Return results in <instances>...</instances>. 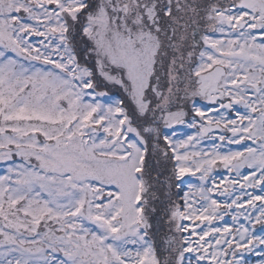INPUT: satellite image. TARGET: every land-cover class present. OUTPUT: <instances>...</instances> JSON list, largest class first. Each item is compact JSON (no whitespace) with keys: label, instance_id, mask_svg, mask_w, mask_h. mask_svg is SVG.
Here are the masks:
<instances>
[{"label":"snow or ice","instance_id":"obj_1","mask_svg":"<svg viewBox=\"0 0 264 264\" xmlns=\"http://www.w3.org/2000/svg\"><path fill=\"white\" fill-rule=\"evenodd\" d=\"M0 161V264L264 257V0H0Z\"/></svg>","mask_w":264,"mask_h":264},{"label":"rangeland","instance_id":"obj_2","mask_svg":"<svg viewBox=\"0 0 264 264\" xmlns=\"http://www.w3.org/2000/svg\"><path fill=\"white\" fill-rule=\"evenodd\" d=\"M30 39H31V42L35 44V43H37L38 39H40V38L31 37ZM9 55H13V54L9 53ZM25 64H27V62ZM36 66L39 67L40 65L37 64ZM121 95H122V93L120 91H118L116 89H113L111 91V93H110V97L111 98H108V97L102 98L101 102H103V103H111L113 99H118V98L121 97ZM196 106L207 110L209 112V115H213V116H217L218 115V113L211 112V108L218 107V105H209L206 101L204 102V100H201L200 98H196ZM190 108H191V105H189V109ZM221 111H224V110H221ZM240 111H243V108H241ZM227 114L232 116V117H235V113L234 112H229ZM191 118L192 117H191V113H190L189 116L186 118V120L190 121ZM197 119H199V118H197ZM164 131L168 135L173 136L174 139H186L188 136L195 134L197 129L189 127L188 124L185 123V124H182V125H175L171 129H164ZM213 135H219V131L217 130L216 132L213 133ZM213 142H214L213 140L206 138L203 141H201V143L197 147L201 148V149L208 150V149H210L212 147ZM216 142H218V141H216ZM243 148H244V144L241 143V144L225 145L223 150L226 151V150L230 149L232 151H240V150H243ZM16 163H20V161H17ZM7 168H8V166H1L0 167V175L6 174ZM248 171L249 170H247V169H242V173L243 174H248ZM198 175L199 174H197V176ZM231 175L234 176L235 173H232ZM213 176H214V178L217 181H219L221 179V177L229 176V173L223 167H219V168L214 170ZM199 183H200V181L198 180L197 177H193V176L186 177L185 178V182L182 185V189L180 191V195L182 196L183 192L188 190V185L189 184L199 185ZM173 191H176V190L174 189ZM248 191H253V190L252 189H248ZM255 191H256L257 194H260L259 189H256ZM215 198H217L219 200H223L224 199V197H219V196H217ZM177 199H179V197H177ZM241 222H244V221L241 220ZM225 225L233 226V221H232L231 215H225L223 220H220V221L217 222V226L223 227ZM260 234H262V233L260 232L259 227H258L257 235H260ZM257 251H264V249H257ZM261 259H264V257L256 255L255 253H246V254H244L245 264H260Z\"/></svg>","mask_w":264,"mask_h":264},{"label":"trees","instance_id":"obj_3","mask_svg":"<svg viewBox=\"0 0 264 264\" xmlns=\"http://www.w3.org/2000/svg\"><path fill=\"white\" fill-rule=\"evenodd\" d=\"M26 63V62H25ZM17 161H20V159L17 157V158H15V162H17ZM9 163L10 162H7V161H0V167L1 166H9Z\"/></svg>","mask_w":264,"mask_h":264},{"label":"flooded vegetation","instance_id":"obj_4","mask_svg":"<svg viewBox=\"0 0 264 264\" xmlns=\"http://www.w3.org/2000/svg\"><path fill=\"white\" fill-rule=\"evenodd\" d=\"M205 102V101H204Z\"/></svg>","mask_w":264,"mask_h":264}]
</instances>
